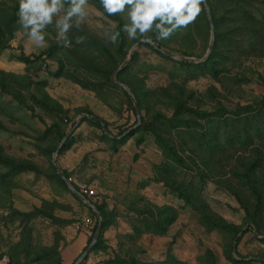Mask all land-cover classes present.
<instances>
[{
	"label": "rangeland",
	"instance_id": "1",
	"mask_svg": "<svg viewBox=\"0 0 264 264\" xmlns=\"http://www.w3.org/2000/svg\"><path fill=\"white\" fill-rule=\"evenodd\" d=\"M206 2L213 49L180 60L150 41L202 58L206 9V23L200 14L169 39L121 31L112 44L108 22L119 31L127 12L109 16L88 0L70 47L53 24L36 48L19 0H0V261L72 264L93 237L97 204L100 234L80 264H264V165H252L264 158V0Z\"/></svg>",
	"mask_w": 264,
	"mask_h": 264
},
{
	"label": "clouds",
	"instance_id": "2",
	"mask_svg": "<svg viewBox=\"0 0 264 264\" xmlns=\"http://www.w3.org/2000/svg\"><path fill=\"white\" fill-rule=\"evenodd\" d=\"M100 4L109 16L127 12L128 22L119 31L116 21H109V28L105 30L107 39L116 44L121 31L130 40L142 37L150 41V32H154L158 40L169 39L195 23L205 10L206 0H100ZM90 7L88 0H19L18 23L36 48L47 46L45 30L53 24L57 43L70 47L68 33L74 26L81 28ZM83 41V37L76 38L77 43ZM7 261L4 257L0 264Z\"/></svg>",
	"mask_w": 264,
	"mask_h": 264
},
{
	"label": "water",
	"instance_id": "3",
	"mask_svg": "<svg viewBox=\"0 0 264 264\" xmlns=\"http://www.w3.org/2000/svg\"><path fill=\"white\" fill-rule=\"evenodd\" d=\"M205 6V9H206V12H207V15H208V19H209V23H210V26H211V40H210V44H209V47H208V50H207V53L202 57V58H194V57H188V56H176L160 47H158L157 44H155L154 42L150 41V43H152L156 48H158L161 52L167 54V55H170L172 57H175L177 59H180V60H195V59H198V60H204L206 59V57L208 56V53L210 52V50L212 49V44H213V41H214V24H213V19H212V15H211V12L209 10V6L206 2V4L204 5ZM143 41V39H139L135 44L134 46L131 48L130 52H129V56H128V59L123 62L114 72L118 71L120 68H122L126 63H128V61L130 60L131 58V53L134 49L135 46H137L138 44H140L141 42ZM113 77V76H112ZM114 78V77H113ZM114 80L116 82H118L119 84H121L122 86H124V88H126L128 91H129V88L124 84L122 83L121 81L117 80L114 78ZM130 92V91H129ZM134 107H135V112H136V115L139 116V108H138V105L136 104V102H134ZM82 118V115L78 118L77 122L80 121ZM106 128V127H104ZM71 132V129L66 133L65 137L63 138L62 142L64 141V139H66V137L69 135V133ZM62 142L58 145V147L56 148L55 150V155L57 154V151L59 150ZM53 161H54V164L56 165V168L58 170V173L59 175L61 176V178L63 179L64 183L68 186V188L79 198V199H83L84 198V194H82L77 188L76 186L70 181V179L65 175L64 171L60 168L58 162H57V159L56 157L54 156L53 158ZM94 210L96 212V217H97V225H96V229H95V232L93 234V237L90 241V243L86 246V248L83 250V252L73 261L72 264H79L81 262V260L84 258V256L86 255V253L88 252V250L91 248V246L93 244L96 243L97 239H98V236L100 234V230H101V224H102V220H101V215L100 213L98 212V210L96 209V207H94Z\"/></svg>",
	"mask_w": 264,
	"mask_h": 264
},
{
	"label": "trees",
	"instance_id": "4",
	"mask_svg": "<svg viewBox=\"0 0 264 264\" xmlns=\"http://www.w3.org/2000/svg\"><path fill=\"white\" fill-rule=\"evenodd\" d=\"M207 1V0H206ZM208 3V2H207ZM203 18V21L206 23V18L204 19V16L202 17V13H201V19ZM214 40H215V37H214ZM214 43V42H213ZM158 45V47H161L160 46V44L158 43L157 44ZM212 49H213V45H212ZM206 60V59H205ZM195 113H198L199 115H202V116H206V115H209V113L208 112H206V111H194ZM221 115V117H223L224 118V120H227V119H230L231 117L232 118H237V117H241V114H240V112L239 113H237V114H235L234 116H231V115H224V114H220ZM223 115V116H222ZM255 115H257L256 113H250L249 115H248V117H252V116H255ZM92 116V118L94 119V122L96 123V124H98L99 126H101V127H105L106 126V124H105V122L103 121V120H101L100 118H98L97 116H94V115H91ZM263 160H264V158L262 159V158H260V157H257V158H255V160L252 162V165H254V166H257V165H264V162H263ZM262 161V162H261ZM63 180V179H62ZM94 206L96 207V209L98 210V212L100 213V215H101V220L103 221V217H104V214H103V210L97 205V204H94ZM97 241H98V239H97ZM96 241V242H97ZM80 264V263H79Z\"/></svg>",
	"mask_w": 264,
	"mask_h": 264
}]
</instances>
